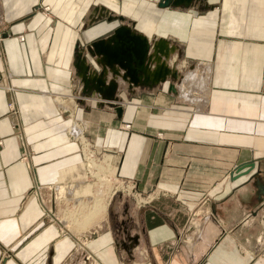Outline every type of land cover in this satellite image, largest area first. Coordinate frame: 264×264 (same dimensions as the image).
Instances as JSON below:
<instances>
[{"label":"crops","instance_id":"crops-1","mask_svg":"<svg viewBox=\"0 0 264 264\" xmlns=\"http://www.w3.org/2000/svg\"><path fill=\"white\" fill-rule=\"evenodd\" d=\"M159 1L0 0V264H77L67 260L74 240L47 217L53 200L50 213L43 200L57 173L75 161L62 142L68 135L55 127L66 108V124L82 119L89 139L116 152L118 176L139 190L157 186L173 195L135 214L140 233L137 223L128 232L112 208L118 229L105 224L87 245L102 264H264L247 226L234 228L247 193L257 194L248 175L237 178V167L253 162L249 174L264 171V0H194L176 8ZM122 24L151 45L163 41L168 53L161 58L177 77L128 87L108 70L119 117L97 94L82 92L75 65L78 53ZM198 75L197 96L181 97L179 85ZM203 191L212 196L201 210L212 218L194 219L199 227L187 231L186 205ZM227 197L231 208L217 212Z\"/></svg>","mask_w":264,"mask_h":264},{"label":"rangeland","instance_id":"rangeland-1","mask_svg":"<svg viewBox=\"0 0 264 264\" xmlns=\"http://www.w3.org/2000/svg\"><path fill=\"white\" fill-rule=\"evenodd\" d=\"M43 10L48 13L49 7L45 6V7H43ZM117 21L119 23H125L126 19H124V21H122V20H117ZM115 28L108 30L106 33L102 34L101 37L104 38V37L109 36ZM87 56H89V55L86 52L85 58H88ZM88 61H89L88 63H90V66L92 68L93 67L97 68L93 62H91L90 60H88ZM186 66L188 67L187 64H186ZM192 67H195V64H192ZM198 70L200 71V68H198ZM120 96H121V98L124 97L123 94L122 95L120 94ZM58 97L62 98V100H65V99H63V97H61V96L55 97L54 99L59 105L60 101L58 100ZM74 104H75V106H77V108L79 105H81V103L78 100L75 101ZM65 108L66 107H64V110H65ZM60 116H61L62 121L58 122V124L60 123L61 125H63V127H60L59 129H57L56 125H55V127L58 130L57 132L59 134H61L63 131H65V134L68 135L69 140H62V142L68 150L73 151L72 157H74V160H75L73 162V166L69 167L70 168L69 170H68V168L65 167L66 170L61 169L57 173V175H60L62 173L68 174L67 180L65 179L66 181L61 180V182L58 183V187L60 188L58 190V194L60 196L59 199L61 200L63 198L62 199V201H63L65 198V194H63V193H64V191H66V188H68L69 185L75 184L76 181H82L84 177H85L84 182L90 183L91 186H93V184H96V182H98L99 180L97 179V177H95L96 176L95 174L93 175L94 168H92L93 170L92 169L88 170L86 168V160L84 157V152H83L84 149L82 148L81 139L74 138L76 136H74V134H72V130H73V127L75 125H77V126L83 125V124H81L82 119H77L73 124H71V122L68 123L69 125L66 124L65 122H67V117H69V109H67L64 112H60ZM109 127L110 126H108L107 128H109ZM123 130H126V131L131 130L130 124L125 123L123 125ZM128 132H131V131H128ZM84 133L85 132H83V137H84V140H86V143H88L89 150L93 151L94 155L97 158L103 156L104 154L110 155L111 158H110L109 162L111 163V165H114L116 168L112 167L110 169V171H109V169L107 171L108 172V174H107L108 179L107 180L110 183V186H112V187H110V188H112V190H111V197L109 198L110 201L108 202V205L106 208V213H105V215L101 221V226L99 228H92L91 230H89L83 234L76 235L77 240L80 239L81 242L85 241L84 246L82 245V243L77 242L75 239L72 238V240H74L73 241L74 245L71 248L72 249L71 252H69V254H68L67 260L72 262V263H77V264H102V262H100V260L97 257V253L89 251V249L87 248V245H89V244L91 245V243L94 242L93 239L96 238V235L99 236V233L102 232L103 228H106V227H104L105 224H107V227H108L107 230L112 229L114 231V229H118L119 226L111 220L112 218H110L112 216L111 212H113L112 208H115V206L118 207L119 213H121L124 220L126 219V225H127L126 229H128V232L131 231V225H135L137 223V225L138 224L139 225L137 226V228L134 229V231L136 233H140L141 230H140L139 226L141 225V222L139 223L138 220L136 222V219H134V218H136L135 214L138 213L140 210L146 208L149 204H151L155 200H158L160 198L173 197V195L171 192H168L167 190H164V189L159 188L157 186H154L147 191L139 190L135 180L129 179V178L124 179V178H121L120 176H118V174H117L118 163L116 162V158H115L116 152L114 153L113 151H111L112 149H108V148H104V147L102 148L100 145H98L97 143H95L91 139H89V137L87 135H85ZM161 135H162L161 132L156 133V136L158 138H162ZM113 150H116V149H113ZM119 152L120 151H118L117 155L120 154ZM26 156L27 155L25 153L22 156V158L26 159ZM69 158H71V156ZM61 171H66L67 173L61 172ZM89 171L90 172L92 171V174L89 173ZM110 174H112V175H110ZM73 175H75V176H73ZM235 175H236V173H235ZM260 176L264 180V171L260 174ZM52 181H53L52 182V185H53L54 180H52ZM66 182H67V185L65 184ZM49 185L51 186V184H49ZM203 193H204V195L201 196L200 200H198L197 202H194V204H187L186 205L187 206V215H186V219H185L183 228H185L187 231H193L194 224H195V227H199L198 223H194V219H196V218H200V219L212 218L211 216L207 215L208 211L206 209L201 210V208L204 205L207 206V204L209 203L208 201L210 200L212 195H209L208 191L207 192L203 191ZM51 195H52L51 189H49V188L44 189L43 200L46 202V208L47 209L48 208L50 209L49 203H50V196ZM247 196H248V198L246 200L247 208H246V210H243V209L240 210V212L244 213V216L238 222V224L236 226H234V228H239L242 225H246L247 228L249 229V231H251L250 239L253 241L254 246H256V250L264 252V207L262 206L264 203V200L262 202H260L257 199V194L254 193V190H252L250 193H247ZM82 198L85 200L88 199L87 196H84ZM66 199H68V198H66ZM221 201L222 202L219 203V207L215 208L217 210V212H222L223 208H226V209L231 208L232 202L231 201L228 202V197L223 198V200H221ZM241 201H242V199H239V203ZM51 203H52V200H51ZM60 205L62 208L67 207L69 205L68 211L72 212V213H74V211L77 209L76 203L72 199H69L68 203H66V204L60 203ZM47 209H46V212H47ZM256 209H258V212L256 213V215L251 216L250 212H252L253 210H256ZM50 212H52L51 209H50ZM57 214L59 215V211L57 213V209H56V210H54L53 217L52 216H47V217L49 220L56 222L57 217H58ZM217 219H219V218H214V221ZM132 228H134V227H132ZM60 236L63 237V234L61 233ZM243 239H246V237H244ZM248 242H249V240L246 239V241L244 243H248ZM91 247H92V245H91Z\"/></svg>","mask_w":264,"mask_h":264},{"label":"water","instance_id":"water-1","mask_svg":"<svg viewBox=\"0 0 264 264\" xmlns=\"http://www.w3.org/2000/svg\"><path fill=\"white\" fill-rule=\"evenodd\" d=\"M194 0H160L158 3L160 8L165 7H188ZM151 49L148 39L133 31L130 27L122 24L117 26L113 32L104 38L92 41L87 47L85 53L93 57V63L99 66V71L95 72L90 69V63L86 62L85 54L82 56L77 54V63L75 68L78 70L80 82L82 83L83 93H95L108 106L114 108L116 114L120 117L122 108L117 104L116 96L117 84L114 80L106 82L105 72L109 68L116 75L119 70L122 71L121 78L127 81L128 87L137 86L142 80L146 82L159 83L164 82L167 75L173 78L177 77V72L170 70L166 64L161 63L152 73L148 72V64L151 60L149 50ZM152 49L158 54L167 55L164 52V42L159 40L152 44ZM170 89L175 92L174 86L170 85ZM254 167L253 162L242 164L237 167V176L248 175L245 183L252 182L257 189V199L262 202L264 200V183H260V174L262 171L257 169L252 174L249 171ZM255 180V182H254ZM258 209L250 212L251 216H255Z\"/></svg>","mask_w":264,"mask_h":264},{"label":"bare ground","instance_id":"bare-ground-1","mask_svg":"<svg viewBox=\"0 0 264 264\" xmlns=\"http://www.w3.org/2000/svg\"><path fill=\"white\" fill-rule=\"evenodd\" d=\"M19 40L20 41L23 40V37L20 36ZM153 44H155V43H153ZM150 46H152V45L150 44ZM149 54L151 56V60L148 64V72L149 73H152V71H154L155 68H157L161 63L166 64L162 60L161 54H159V53L157 54L155 52V50H153L152 48L149 50ZM150 66H153L154 69H151ZM108 70H110V69L109 68L106 69L105 78L108 74ZM110 72H111V70H110ZM111 74H113V73L111 72ZM121 74H122V72H121V70H119L118 74H116V75L113 74V75L114 76L119 75L121 78ZM192 75L193 74H190V76H192ZM189 78H191V77L188 76V78L185 79L181 83V85H179V88H178L179 91L178 92H179V95L181 97L188 98V97H192V96H197L196 95L197 91H195V88H194V84H195L194 82L196 81L197 78H200V75L193 77L192 79H189ZM204 78L205 77L202 76L201 80L200 79L198 80V86L199 87H201V85L205 83ZM112 80H114L116 82L115 79H112ZM121 80H122V78H121ZM125 82H127V81H125ZM202 89H204V88H202ZM202 91L203 90H201V92ZM58 100L60 101V103H59L60 106L66 107L64 104L66 100H62V98H60V97H58ZM67 105H68V103H67ZM11 106H13V104H10V107ZM56 127H57V129H59L60 127H63V125H61L60 123L59 124L56 123ZM85 127H86V124H84V126L83 125H80V126L75 125L73 127L72 134H74V136H76L74 138L81 139L82 148L84 149L83 150L84 157L86 160V168L88 170H91L92 168H94L93 175L95 174L96 175L95 177H97V179L99 181L96 182V184H93V186H91L90 183L84 182V178H85L84 177L82 181H76L75 184H72V185L68 184L69 185L68 188H66V191H64V193H63V194H65V198H64L65 201L64 200L62 201L63 198L61 200L59 199L60 196L58 194V190L60 188L58 187V183L61 182V180L66 181L68 178V176H67L68 174L62 173L60 175H57L56 179L54 181L55 183L53 185L51 183V186L49 185L50 186L49 188L51 189L52 196H53V198L50 199V203H51V200H53L54 207L56 206L55 210L57 209V213L59 211V215L57 214L58 217L56 220L57 228L59 229V234L62 233L63 237H66V239H72L73 238L77 242L82 243L83 246L85 244L84 243L85 241L81 242L80 239L77 240L76 235L83 234V233L91 230L92 228H99L101 226V221H102V219L106 213V208H107L108 202L110 201L109 198L111 197V190H112V188H110L112 186H110V183L107 180L108 179L107 178V174H108L107 171H108V169L110 171V169L112 167H115L114 165H111V163L109 162L110 158H111L110 155L104 154L103 156L97 158L94 155V152L89 150L88 143H86V140H84V137H83V132H84ZM251 170L249 171V173L251 172ZM61 172H66V171H61ZM89 173L92 174V171L91 172L89 171ZM110 175H112V174H110ZM73 176H75V175H73ZM244 176H246V175H244ZM239 177H241V176H239ZM239 177L237 176V178H239ZM65 184L67 185V182ZM84 196H87L88 199H86V200L83 199L82 197H84ZM66 198H68V199H66ZM69 199H72L76 203L77 209L74 211V213L68 211L69 205L67 207H63V208L60 205V203H64V204L68 203ZM48 213H50V209H49Z\"/></svg>","mask_w":264,"mask_h":264}]
</instances>
